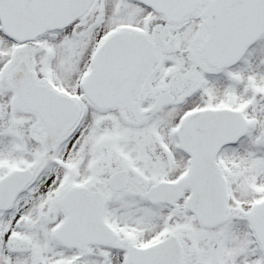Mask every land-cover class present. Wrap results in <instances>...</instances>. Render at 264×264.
<instances>
[{
  "label": "snow or ice",
  "instance_id": "snow-or-ice-1",
  "mask_svg": "<svg viewBox=\"0 0 264 264\" xmlns=\"http://www.w3.org/2000/svg\"><path fill=\"white\" fill-rule=\"evenodd\" d=\"M0 264H264V0H0Z\"/></svg>",
  "mask_w": 264,
  "mask_h": 264
}]
</instances>
